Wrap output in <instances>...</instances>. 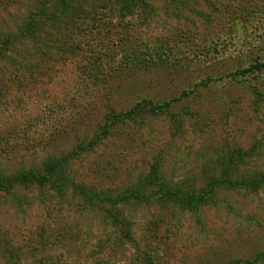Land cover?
<instances>
[{"label":"rangeland","instance_id":"obj_1","mask_svg":"<svg viewBox=\"0 0 264 264\" xmlns=\"http://www.w3.org/2000/svg\"><path fill=\"white\" fill-rule=\"evenodd\" d=\"M83 1L81 14L90 15L94 26L87 46L67 54L55 49L72 24L64 22L34 44L17 43L0 61V77L9 76L14 89L38 76L44 81L34 86L46 91L29 93L27 110L21 105L14 112L0 93V173L67 153L101 128L108 111L123 112L143 98L161 103L191 89L173 102L175 118L164 113L112 127L72 161L74 180L126 189L157 164L168 180L198 187L204 163L237 147L256 148L237 175L264 170V70L228 75L264 62V0H153L147 14L124 9L122 16L119 7L102 13V0ZM45 4L49 13L48 0H15L0 9V41ZM221 75L194 88L205 76ZM27 113L43 119L30 134ZM54 126L66 131L53 133ZM40 128L48 134H38ZM218 197L229 206L223 201L196 214L125 206L135 242L110 245V227L98 213L80 208L70 190L62 197L35 185L0 192V264L15 257L21 264H146L144 256L157 264H227L253 258L264 250V188L251 195L221 190Z\"/></svg>","mask_w":264,"mask_h":264},{"label":"trees","instance_id":"obj_2","mask_svg":"<svg viewBox=\"0 0 264 264\" xmlns=\"http://www.w3.org/2000/svg\"><path fill=\"white\" fill-rule=\"evenodd\" d=\"M15 0H0V9L6 7ZM74 0H48L50 2L49 13H46V5L43 9L39 7L37 11H31L23 20L16 32L9 34L0 41V61L4 62L8 59V51L20 44L23 40L39 38L47 29H56L58 25H64V22H71V26H66L64 33L61 36V44L55 47L62 54H67L73 51L75 47L79 48L87 46L88 42L94 39V26L88 23L85 13L81 14L80 6L83 0L75 8L73 7ZM153 0H102L103 12L116 11L122 16L123 10H135L136 13H146L152 10ZM109 9H107V8ZM102 8V7H100ZM121 8V9H120ZM90 14V12H88ZM86 13V14H88ZM102 13H100L102 15ZM109 13V12H108ZM68 19V20H67ZM83 50V49H82ZM85 50L81 51L80 56L86 61L84 55ZM264 70V62H254L243 68H237L230 72V76H244L247 73ZM44 74V73H43ZM46 78V73L44 74ZM49 75V73H48ZM224 75L217 77L205 76L202 80L195 83V87H206L212 81L221 80ZM9 76L0 77V93L3 97L1 99L13 106V112L17 107L25 105L27 110L29 107L27 97L29 93L42 95L46 92L40 85V90L34 85L38 81V76L32 77V85H24L18 90L7 83ZM36 80V81H35ZM44 80H39L41 84ZM35 87V88H34ZM42 90V91H41ZM46 90V89H45ZM191 90H183L178 96L169 98L161 103H154L151 99L143 98L135 102L131 107L123 112L108 111L104 116V121L89 139H78V142L67 152L63 154L48 155L37 167L21 168L12 174L0 173V192L12 193L17 187L27 188L30 186H37L39 188H46L49 191L56 192L60 197L66 195L68 190L71 191V198H77L81 205L80 208H86L89 211L98 213L103 222L110 227L108 231L109 244L118 243L120 241L135 242L133 238V222L130 214L124 212L125 206L134 204H142L144 206H161V207H175L196 214L206 207H218L221 202L228 200L220 199L218 193L221 190L227 192H237L246 195L257 194L259 190L264 188V170L263 171H246L237 175L236 173L241 166H245L249 157L254 155L256 148L243 149L241 147L233 148L222 152L216 156L214 160L204 163L201 169L203 185L196 187L193 181L188 182H172L168 180L160 171L157 164L151 166L150 172L137 179L133 186L126 189L119 188H97L91 184H85L74 180L69 173L72 161L78 158L81 153L95 148L107 135L112 127L119 123H125L128 120L143 121L146 116H158L168 113L175 118V113L171 111L173 102L189 96ZM19 110V109H17ZM68 113V112H67ZM44 117V115H42ZM25 117L28 118L29 126L25 128V133L30 134L32 131V124L36 126L42 122V117L38 114L32 116L27 113ZM50 119V118H49ZM63 120L58 118L56 121ZM51 132L63 133V130L54 126ZM39 133L48 134L45 129L40 128ZM50 133V132H49ZM55 138V137H52ZM51 138V139H52ZM159 164V163H158ZM229 206V204H227ZM134 259V258H133ZM146 264H157L151 258L144 256ZM264 260V250L258 252L251 259H233L227 264H257ZM143 261V260H142ZM141 261V262H142ZM9 264H21L19 258L9 259ZM43 264V263H41ZM45 264V263H44Z\"/></svg>","mask_w":264,"mask_h":264}]
</instances>
